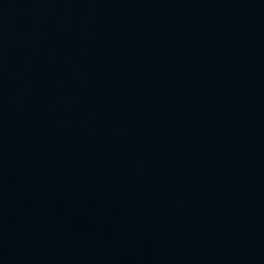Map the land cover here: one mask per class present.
Instances as JSON below:
<instances>
[{"label":"water","instance_id":"95a60500","mask_svg":"<svg viewBox=\"0 0 264 264\" xmlns=\"http://www.w3.org/2000/svg\"><path fill=\"white\" fill-rule=\"evenodd\" d=\"M0 264H264V0H0Z\"/></svg>","mask_w":264,"mask_h":264}]
</instances>
